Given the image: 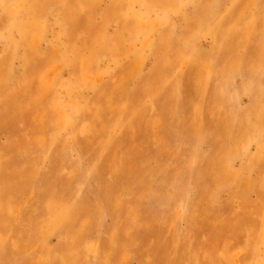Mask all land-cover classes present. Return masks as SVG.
Masks as SVG:
<instances>
[{"label":"rangeland","instance_id":"1","mask_svg":"<svg viewBox=\"0 0 264 264\" xmlns=\"http://www.w3.org/2000/svg\"><path fill=\"white\" fill-rule=\"evenodd\" d=\"M0 264H264V0H0Z\"/></svg>","mask_w":264,"mask_h":264}]
</instances>
